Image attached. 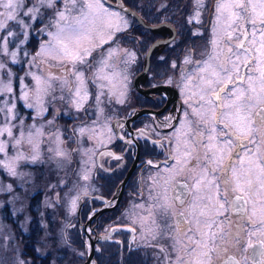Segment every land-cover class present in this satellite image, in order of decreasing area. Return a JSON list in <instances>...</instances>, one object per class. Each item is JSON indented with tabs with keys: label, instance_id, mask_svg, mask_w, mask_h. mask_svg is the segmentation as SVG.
<instances>
[{
	"label": "snow or ice",
	"instance_id": "obj_1",
	"mask_svg": "<svg viewBox=\"0 0 264 264\" xmlns=\"http://www.w3.org/2000/svg\"><path fill=\"white\" fill-rule=\"evenodd\" d=\"M57 2L60 0H36V4L28 7L25 0H0V7L5 9L0 13V17H3L0 19V29L6 32V35L0 36L3 44L0 51L8 52L9 37L23 35L26 40L29 35L26 29L32 27L27 21L43 23L41 8L54 9ZM194 4L196 10L189 17V23L200 22L204 0H194ZM62 5V9L55 11L54 21L38 30L44 32L50 26L55 28V31H47L49 39L39 45L33 60L50 57L66 69L70 66L68 74L77 83L73 104L80 110L89 99V93L85 73L78 70L79 66L88 65L93 52L113 40L122 26H127V21L119 12L104 7L102 0H62ZM24 8L27 11L22 12ZM214 8L212 38L206 59L197 61V70L183 77L182 91L188 98L198 96L199 103L192 107L189 99L185 100L192 110L184 113L182 127L187 129L182 133L185 137L184 148L183 151L177 148L176 155L171 157L176 164L168 169L170 177L193 173L192 187L189 188L187 184L181 187L185 196L192 194L191 207L193 210L199 208V217L204 218L207 230L200 231L198 228L192 232L191 221L185 218L184 213L174 212L173 197L168 195L169 180H164L163 191L150 194V199L154 202L153 207L164 217L176 215L177 221L170 226L165 219L162 228L153 218L152 223L156 227L150 230V234L152 239L167 235L172 241L171 254L167 257L169 264H212L211 253L216 248L210 245L215 244L216 233L210 229L216 218L230 208L244 218L249 225L250 235L256 232L264 234V0H215ZM73 11L77 14L72 15ZM18 17H26L27 21ZM7 21H16L20 33L8 30ZM25 40L20 43L23 44ZM97 40L99 43H96ZM11 56L16 62V52H12ZM185 62L191 63V60L186 57ZM99 63L101 67L94 73V79L110 80L109 76L100 75L108 66L107 60ZM172 66L175 67V63ZM3 68L5 65L0 63V69ZM29 75L35 81L31 97L27 91L15 97L10 78L7 83L0 79V94H12L24 102V107L35 109L37 117H42L48 112L44 104L45 97L52 89V82L60 81L61 86L65 87L69 81L66 77L61 79L49 75L44 78L25 73V76ZM16 78L18 81L22 79L19 76ZM167 82L171 83V80ZM24 87L27 88V85ZM69 91L72 92L71 87ZM96 100L99 102V95ZM17 120L19 124L15 123ZM48 124H52V121L49 120ZM27 127L25 134L24 120L16 111V104L11 99L4 101L0 95V155L7 156L10 148L26 142L34 153L30 157L31 162H37L40 157L39 137L44 135L43 126L36 128L33 124ZM14 129L19 135L14 133ZM78 131L83 134L85 128L80 127ZM177 131L180 132L179 129ZM63 143L57 135L56 147L49 151H53L56 158L70 159L71 153L61 147ZM26 159L29 158L21 152L7 159L0 158V169L13 177L24 175L18 173L17 167L20 161ZM147 163L151 165L152 161ZM82 179H89L87 171ZM8 187L10 189L11 185ZM179 203L183 205V198L179 199ZM75 204L74 199L73 209ZM149 215L154 214L150 211ZM199 217L196 218L198 225ZM176 233L186 236L190 243L179 239ZM160 251L164 252L165 249L161 248ZM171 255H175V260L171 259Z\"/></svg>",
	"mask_w": 264,
	"mask_h": 264
},
{
	"label": "rangeland",
	"instance_id": "obj_2",
	"mask_svg": "<svg viewBox=\"0 0 264 264\" xmlns=\"http://www.w3.org/2000/svg\"><path fill=\"white\" fill-rule=\"evenodd\" d=\"M137 1L140 2L138 8L142 12L135 8L138 16L132 19L124 10L110 6L109 0H102L104 7L120 13L127 21V26H122V30L115 34L113 40L97 48L92 57L89 58L88 65L79 66L78 70L85 73L86 88L89 93V99L80 110H77L73 104L77 83L74 77L68 74L70 66L66 69L65 66L60 65L50 57L37 58V62L33 60L39 45L49 39L47 31H55V28L50 26L44 32L38 30L45 28V25H50L54 21L55 11L63 7L62 0L57 2L54 9L41 8L43 23L27 21L26 17H18L24 18L32 25L26 29L29 33L27 39L25 40L23 35L9 37L8 52L0 51V63L5 65V68L0 69V79H3L5 83L8 82L9 78L11 79L15 97L21 96L25 91L29 93L30 97L33 95L35 81L31 75L25 76V73L40 75L44 78L49 75L59 76L61 79L66 77L72 89L70 92L68 86L62 87L60 81H53L50 94L45 97L44 107L48 108V112H45L42 117H37L35 109L24 107V102L17 100L12 94H0L4 101L11 99L12 103L16 104V111L24 120L23 131L25 134L28 131L27 126L33 124L36 128L43 126L44 132V135L39 137L40 157L37 162H31L30 157L34 153L31 146L26 142L10 148L7 156L0 155V158L7 159L15 156L17 152H21L29 158L20 161L17 167L18 173L24 175L13 177L6 170L0 169V264H31V253H38L42 259L46 255V259H48L45 261L46 264H80L83 260L85 250L82 243L74 238L71 233L72 229L63 235L62 227L69 215L74 212L75 208L72 207V201L75 199L77 203L80 192L93 188L90 178L86 181L82 179L86 171L89 175L92 150L95 151L98 148V146H92L91 139L88 137L89 134L96 137L95 145L98 141L99 145H111L108 142L111 137L109 136L107 120L110 110L114 109L115 106L112 103H106L108 96L112 95L117 105L129 95L128 85L131 82L134 88H139V92H143L145 89L138 86V75H134L139 63L137 62V48H133L130 36L134 33L147 36L152 32L144 29L141 26L143 22L137 19L155 20L152 16L159 15L157 10L161 4H167L187 21L196 10L194 0H155L152 11L148 7L149 1H147L146 10L143 9L144 0H122V5L134 10L133 5ZM25 4L32 7L36 4V0H25ZM4 11L5 9L0 7V13ZM21 11H27V8L21 9ZM76 14L77 12L73 11L72 15ZM135 24L139 25L137 30ZM7 25L8 30L20 33L21 29L17 26L16 21H7ZM2 35H6V32L0 29V36ZM21 40H25V42L21 44ZM118 42L122 46L121 55L118 53ZM96 43H99V40ZM2 47L3 44L0 42V49ZM33 51H35L34 55ZM109 51L112 52L111 56H109ZM12 52H16V62L13 61ZM204 59L206 57L202 58V60ZM101 60H107L108 66L100 75H107L110 80L94 79V73L101 67L99 63ZM40 62L45 68L39 65ZM197 68L198 65L193 64L185 76L195 72ZM17 76L22 79L18 81ZM24 85H27V88ZM121 93L124 94L121 95ZM97 95L100 96L99 102L96 100ZM28 102L31 103V99ZM56 110H59V116H62L60 119L56 116ZM49 120L52 121V124H48ZM15 123L19 124V121L17 120ZM80 127L85 128L83 134L78 131ZM14 133L19 135L15 129ZM57 135L64 142L61 147L71 153L70 159L56 158L54 152L49 151V149H55ZM3 139L8 138L3 137ZM117 179L118 177L113 176L111 185ZM144 183L145 201L123 208L120 217L123 221L140 224V236L146 240L148 236V212L157 209H150L148 204L150 188L146 180ZM9 185H11L10 189ZM110 216L111 213L108 214V217ZM31 225H35L37 229L32 233H27L30 234L28 235L30 237L21 239V232L28 231ZM177 236L184 241L182 235ZM169 245H172V242Z\"/></svg>",
	"mask_w": 264,
	"mask_h": 264
},
{
	"label": "flooded vegetation",
	"instance_id": "obj_3",
	"mask_svg": "<svg viewBox=\"0 0 264 264\" xmlns=\"http://www.w3.org/2000/svg\"><path fill=\"white\" fill-rule=\"evenodd\" d=\"M148 1V7L152 11L155 0ZM139 3V1L136 2V4ZM214 4L215 0H204L199 23L196 21L189 23L173 8L167 4H161L157 10L159 11L157 16L161 18L152 17L155 20L168 22L175 28V35L167 39L168 31L157 29L156 33L154 30L147 36L138 33L130 36L133 48H137L138 63L143 51L145 52L147 47L153 44L150 49L148 67L143 75L137 78L138 86L150 88V91L139 92V88H134L131 82L128 85L129 95L122 103L116 105L114 97L109 95L106 103H112L115 106L110 110L107 120L108 129H111L109 131L111 140L108 141L111 145H99V141L95 145L96 137L90 134L88 136L92 146H98V148L95 151L92 150L89 163V178L93 188L84 191V221L90 218L92 213L94 219L87 224L83 235L86 239V233L91 225L99 227L100 259L95 264L169 263L167 257L171 254L169 244L172 241L167 235L152 239L150 230L156 227L152 223L153 218L164 228L165 219L170 226L176 224V215L170 214L164 217L159 210H152L154 215L150 216L148 212L146 240L140 236V224L123 221L120 217L123 208L145 201V180L151 195L163 191V181L169 180L168 195L173 197L174 212L184 213L185 218L191 221L192 232H196L198 228L200 231L207 230L204 218L199 217V208L193 210L191 207L192 194L185 196L181 187L185 184L189 188L192 187L193 173L185 172L182 175L170 177L168 169L176 164V160L171 157L176 155L177 148L179 147L181 151L184 148L185 137L182 133L187 131L182 127L185 121L184 113L192 110L185 100L189 99L192 107H196L199 103L198 96L186 97L181 84L191 66L205 58L209 51L215 15ZM135 25L137 30L139 25ZM118 53L122 54V46L119 42ZM186 57L191 60V63L185 62ZM173 63L175 67L172 66ZM190 64L192 65L189 67ZM137 74L138 71L134 75ZM169 80L171 83L167 82ZM130 116L131 120H129ZM166 117L170 119L166 120ZM178 129L180 132L177 131ZM200 151L202 156V149ZM148 161H152V164L149 165ZM130 166L131 170L122 189L114 196L117 183ZM113 176L118 179L111 185ZM180 198L184 200L183 205L179 203ZM148 204L150 209H154V202L150 198H148ZM98 205L102 211L96 215L95 210ZM110 213L111 216L108 217ZM211 215L210 212L209 216ZM197 217L200 219L199 225L196 223ZM113 231L116 232L110 235ZM167 231L168 229L165 228V232ZM210 231L216 233L215 244L210 245L216 248V251L211 253L212 264H264V243L260 242L264 241V234L256 232L250 235L249 225L235 210L230 208L228 212L218 216ZM182 237L185 243H190L186 236L182 235ZM161 248L165 251L161 252ZM93 250L97 252L95 247ZM171 259L174 260L175 255H171Z\"/></svg>",
	"mask_w": 264,
	"mask_h": 264
},
{
	"label": "trees",
	"instance_id": "obj_4",
	"mask_svg": "<svg viewBox=\"0 0 264 264\" xmlns=\"http://www.w3.org/2000/svg\"><path fill=\"white\" fill-rule=\"evenodd\" d=\"M147 1L148 0H144V2H143V5H144V7H143V9L144 10H146L147 9ZM133 7H134V10H136V9H138V10H140L139 8H138V4H134L133 5ZM136 8V9H135ZM140 12H142L141 10H140ZM157 18H161V16H157ZM152 32V31H151ZM62 117V116H61ZM61 117H59V119L61 118ZM37 229V227L35 226V225H31V226H29V228H28V231H26V232H21V239H26V238H28V237H30V236H28V235H30V234H27V233H32L33 231H35ZM30 259H31V264H46V260H48V259H46V255L44 256V258L42 259L41 257H40V255H38V253H36V254H34V253H31L30 254Z\"/></svg>",
	"mask_w": 264,
	"mask_h": 264
},
{
	"label": "water",
	"instance_id": "obj_5",
	"mask_svg": "<svg viewBox=\"0 0 264 264\" xmlns=\"http://www.w3.org/2000/svg\"><path fill=\"white\" fill-rule=\"evenodd\" d=\"M113 5H115L116 7L124 10L126 13H128L129 15H131L132 17H136V14L134 12H132L129 8L125 7L124 5H122V3H120L119 1L118 2H115L113 3Z\"/></svg>",
	"mask_w": 264,
	"mask_h": 264
},
{
	"label": "bare ground",
	"instance_id": "obj_6",
	"mask_svg": "<svg viewBox=\"0 0 264 264\" xmlns=\"http://www.w3.org/2000/svg\"><path fill=\"white\" fill-rule=\"evenodd\" d=\"M126 14V13H125ZM144 29H147L148 31H152V33H153V31L155 30V33H156V30H157V28L155 27V25H153V24H142L141 25Z\"/></svg>",
	"mask_w": 264,
	"mask_h": 264
}]
</instances>
